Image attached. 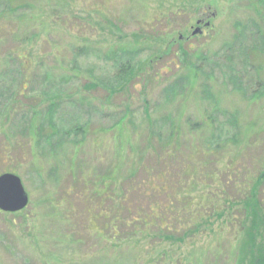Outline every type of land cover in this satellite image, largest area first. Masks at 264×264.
<instances>
[{"label":"rangeland","instance_id":"obj_1","mask_svg":"<svg viewBox=\"0 0 264 264\" xmlns=\"http://www.w3.org/2000/svg\"><path fill=\"white\" fill-rule=\"evenodd\" d=\"M3 173L0 264H254L264 0H0Z\"/></svg>","mask_w":264,"mask_h":264},{"label":"trees","instance_id":"obj_2","mask_svg":"<svg viewBox=\"0 0 264 264\" xmlns=\"http://www.w3.org/2000/svg\"><path fill=\"white\" fill-rule=\"evenodd\" d=\"M168 44L169 43H166V46H165V49H166V47H169L168 46ZM183 57V56H182ZM175 128H176V126H175ZM175 128H173L172 130H171V132H170V137H168V140L166 141V144H165V146L163 147V146H161V150H160V154L158 155V158H162L163 157V155H164V158H166V160H165V163H167L168 161H172V152H171V150L172 151H175V152H181L182 153V155H180V156H176V157H179V158H181V159H187L189 162H191V157H190V159H188V155H186V153L185 152H188V150H186V149H184L183 148V146L182 145H180V144H174L175 142L173 141V138L172 137H175V136H178V134H177V132H178V130H177V128H176V130H175ZM175 157V158H176ZM161 164L163 165V162H161ZM187 171V170H186ZM185 171V172H186ZM166 174L164 175V176H160V182H161V186H159V187H161V189H164V190H166V188H165V178H167V176H168V173L167 172H165ZM164 174V172H162L160 175H163ZM171 173L169 172V175H170ZM186 175H187V172L185 173ZM189 174V173H188ZM263 179H264V173H263ZM114 180V179H113ZM103 183H104V185H105V187L107 186V181H105V179L103 180ZM114 183H116V180L114 181ZM170 183H171V181H170ZM185 184V182L183 183V184H181V185H177V193L179 192V190H180V188L183 186ZM259 185H260V182H259ZM257 186V188L256 187H254V189L252 190V195H253V193L255 192V197L257 198V194H258V188L260 187V186ZM107 188V187H106ZM115 192V191H114ZM249 194L251 195V190H250V192H249ZM200 197V196H199ZM165 197L164 196H161V199H164ZM176 198L177 199H180L181 201H183V203H184V205L182 206H180V209H182L183 210V212H184V214L185 215H187V217L189 216L188 215V213L186 212V207L189 205V198H187V197H185L184 196V198L182 199L181 197H180V195H179V193H178V195L176 196ZM202 199H203V197H201V201H202ZM256 201L258 202V200L256 199ZM259 203V202H258ZM205 206H207L208 204L206 203V204H204ZM248 205V204H247ZM209 206V205H208ZM248 207H249V205H248ZM259 207H260V204H259ZM199 208L200 207H195V204H194V202H191V204L188 206V209L189 210H191L192 212H193V214H191L190 216H189V218H192V217H194V216H196V215H199V212H201V211H198L197 212V210H199ZM160 214V213H159ZM159 214H158V216H159ZM201 214H202V212H201ZM161 215V214H160ZM157 218V217H156ZM155 219V218H154ZM111 221V220H110ZM161 223H163L164 221H163V219L160 221ZM254 246V249H253V251H252V253H253V255H255V258H254V264H264V243L262 242V241H260L257 245H253ZM257 247V248H256ZM250 248H251V246H250Z\"/></svg>","mask_w":264,"mask_h":264},{"label":"water","instance_id":"obj_3","mask_svg":"<svg viewBox=\"0 0 264 264\" xmlns=\"http://www.w3.org/2000/svg\"><path fill=\"white\" fill-rule=\"evenodd\" d=\"M198 24L201 21L197 22ZM210 22L206 23L209 26ZM197 28L194 34L201 33ZM30 198L22 182V179L14 173H3L0 175V211L16 213L25 209Z\"/></svg>","mask_w":264,"mask_h":264},{"label":"flooded vegetation","instance_id":"obj_4","mask_svg":"<svg viewBox=\"0 0 264 264\" xmlns=\"http://www.w3.org/2000/svg\"><path fill=\"white\" fill-rule=\"evenodd\" d=\"M203 23V20L201 21L200 25Z\"/></svg>","mask_w":264,"mask_h":264}]
</instances>
